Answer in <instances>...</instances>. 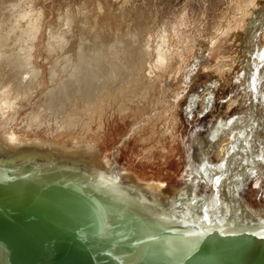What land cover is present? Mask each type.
I'll list each match as a JSON object with an SVG mask.
<instances>
[{
	"label": "rangeland",
	"instance_id": "374dc122",
	"mask_svg": "<svg viewBox=\"0 0 264 264\" xmlns=\"http://www.w3.org/2000/svg\"><path fill=\"white\" fill-rule=\"evenodd\" d=\"M7 35L4 50L19 62L9 88L21 86L10 101L24 105L0 104L3 138L83 139L135 176L168 172L208 193L215 179L245 204L264 206V0H0V36ZM25 71L35 77L27 85ZM141 82L147 99L138 102H149L141 111L103 112L88 130L53 135L57 102L82 114V103L121 102ZM100 86L116 97L103 100ZM31 113L40 130L22 123Z\"/></svg>",
	"mask_w": 264,
	"mask_h": 264
},
{
	"label": "water",
	"instance_id": "95a60500",
	"mask_svg": "<svg viewBox=\"0 0 264 264\" xmlns=\"http://www.w3.org/2000/svg\"><path fill=\"white\" fill-rule=\"evenodd\" d=\"M29 152L26 154H30ZM7 154L9 157H0V168H8L7 165H9V169L17 170L28 166H47L57 174H64L70 165L66 159L50 161L45 159L43 154L36 159L37 161L32 158L28 161L18 159L13 162L12 154L8 152ZM94 161L97 163L96 166L88 162L90 166L81 165L76 168L75 175L84 187L90 183L103 185L105 179L108 178L117 184V187L110 184L117 194L139 203L146 210L158 213L170 224L165 226L163 231H159L147 225H137L138 218L131 217L129 219V215H127L128 220L114 221V225L111 224L117 230H113L107 240H102L93 233H87L85 237L75 233L68 235L63 233L67 226L64 224V220L76 221L77 217L86 220L82 223L76 221V226L80 224L92 226L93 222L98 223L94 220L95 215H92L96 211L89 207L91 203L86 204L87 201L94 202V199H89V196L85 194H80L81 197L79 196L78 200L72 199V196L68 197L69 199L65 198L66 202L57 203L56 207L59 208V211L53 214V212H46L43 208L44 205L38 201V196L15 199L9 189L6 190L0 185V264H124L119 260L123 256V249L117 248L113 241L109 240L111 237L117 239L118 246L126 249L125 252L128 255L146 244L161 245L167 241V237H178L180 242L185 238L188 246L184 244L179 250H175L180 256L173 264H264L262 260H257L258 253L264 254V211L255 207L254 211L248 210V212L242 211L235 214L230 211L223 198L219 205H207L204 203L203 197L196 196L194 193V204L187 200H183L182 203V205L188 204L193 207V210H187L188 214L171 211L175 208L174 205L168 209L166 207H162V209L158 204L157 208L154 206L151 209L148 208L149 203L147 202L154 200L157 204V197L150 195L146 188H138L137 185L141 182H136L130 173H126L125 170L117 166H106L101 160L97 162L96 158ZM118 173H126L130 182L138 190L136 192L123 191L121 186H124L125 183L121 178L119 179ZM9 182L12 181L9 180ZM118 185H121L120 188ZM45 188H47L46 191L70 190V192L73 191V196L76 193L71 180L64 187L56 188L55 184L50 182V184L43 185L42 189ZM53 193L55 194L54 191ZM109 201L105 199L104 203L107 206L105 209L116 206ZM240 207L243 206L240 205ZM102 208L99 209L100 218L110 212L109 210L104 211ZM164 209L168 211L162 213L161 210ZM136 214L145 218L143 213L137 212ZM119 238H122L123 242ZM123 239L127 241L125 242ZM193 241L198 245L193 247ZM168 243L171 246L175 242ZM248 245L255 246L248 247ZM138 255L132 262L126 261L127 264L164 263L163 259L149 257L150 262H148L145 255Z\"/></svg>",
	"mask_w": 264,
	"mask_h": 264
},
{
	"label": "bare ground",
	"instance_id": "6f19581e",
	"mask_svg": "<svg viewBox=\"0 0 264 264\" xmlns=\"http://www.w3.org/2000/svg\"><path fill=\"white\" fill-rule=\"evenodd\" d=\"M7 37H9V35L0 36V104L3 106L4 110L9 111L10 109H12L15 111V110H17L16 107L17 106L20 107V104H23V103L17 102V99H15V98H14L15 99L14 101H16V102H13V100L10 101V99L12 98V96L18 98V94L15 92H17L16 90H18L19 87H21V86L16 87L15 86L16 84H15V85H13L14 87L10 86V88H9L10 84H9L8 78H9V71H12L11 73H16L17 67L19 66V62H17L16 58L10 57L9 54H6V52L4 50V48L6 46L9 47V41H8L9 38L7 39ZM92 56L94 57V55H92ZM93 57H91V60H96V61L99 60V58H95V57L93 58ZM100 66H98V67H100ZM160 69H162V68H160ZM96 70H97V66H96ZM99 71L100 72L102 71L101 73L106 75L105 74L106 70H99ZM100 72L98 74H100ZM115 72H113V71L110 72L108 76L115 79L116 75H117ZM103 74H102V76L104 77ZM34 78L32 77V75L27 74V72H26L23 75V77H21V80L23 81L22 83L24 85L25 84L27 85L28 83H31ZM15 80H14V83H16ZM98 80H99V78H98ZM98 80H97V82H98ZM106 80L102 81L101 86H103V85L105 86ZM142 83L143 82H141V84H137L136 89H135V87H133L134 90L127 91L129 93H127L126 95H128L130 93L132 95H128L125 98L126 101L123 99V95H121L122 96V98H120L121 102H84V104L86 103L85 105L82 103V108H83L82 114H79L75 110V107H72V108L66 107L69 104V102H57V103L54 102L56 104H54V106L51 110L52 114H53V116H52L53 122L52 123L54 124V131L52 132L53 135L64 138V137L69 136V135L72 136L73 135L72 132L75 129L79 128V130L80 129L88 130L87 128H89V126L91 124L90 122L95 120V117H98V119L104 118L103 117L104 113H108L107 117H109L110 115H113L115 112L118 114H124L130 110H140L141 111V107L145 103L149 104V102H138V101H142L143 98L145 99L147 97V91L145 89L146 85H144ZM23 84H19V85L23 86ZM101 86H100V88H101L100 94H102L101 96H102L103 100L106 101V99L110 100V99H114L116 97V95L113 94V92L109 93V92H107V88H103ZM113 86H114V84H113ZM12 91H14L15 95L11 94ZM96 95H97V93H96ZM58 98L60 99L59 96H58ZM63 103L66 104L65 107L63 106ZM91 103H93L92 106H91ZM254 104H255V102H254ZM107 110H109V112H107ZM257 117H259V116H257ZM22 123L27 126L25 128L28 130H40V128H41L40 126H37V127L33 126L35 123H40L39 122V116L36 113H31V114L25 115L24 118L22 119ZM263 127H264V124L261 122L260 129H261L262 134L264 136ZM98 128L101 129L100 125L98 126ZM44 139H41V138H38V139L26 138V139H16V140L15 139H9V153L12 154V158H11V159H13L12 161L16 162V161H18V159L23 160V161H28V160H31L32 158L34 159V161H37L36 159L39 158V157H37V155L40 156L41 154H43L46 157L45 159H48L50 161H57V160H65L66 159L68 161V164L73 163V164H75V167L78 168L81 165H83L84 167L90 166V164L88 162H91L92 165H95V164L97 165V163L94 161V158L97 159V162H98V160H101V159H99L100 156L98 155V153H96L95 149L93 148L94 146L91 145L90 143H86V141L83 139L82 140H76L75 139L74 143L70 142V141L62 143V139H60L61 142L57 143L55 145H53L54 143L52 144L49 141H47L46 139L45 140ZM261 142H262L261 146L264 147V141H261ZM45 145H48L49 147H47V146L45 147ZM28 151H30L29 152L30 154L27 155L26 153H28ZM32 151H34V152H32ZM33 153H35V154H33ZM20 156H21V158H20ZM102 163H104L106 166L109 165L108 162H104V160L102 161ZM46 167L47 166H44V167L43 166L42 167H36L35 166L34 169H39V168L44 169ZM76 168L72 169L73 174L67 175L68 178H64L61 181H59L57 179V177H60L63 174L55 173L56 174L55 175L54 172H50V173L46 172L45 175L43 177H41L37 173H30L26 177L23 174H19L18 169L15 170L13 168V170H12L9 168H6V169L4 168L2 170V172L0 173V178L2 179L0 185L3 186L4 188H6V190L9 189V192L11 193V195H13L12 197L15 199H17V198L21 199L23 197H29V196H35V195L38 196L37 199H38V201L41 202V204L44 205L43 208L46 210V212H48V213L53 212V214L56 213L57 211H59V208L56 207L57 203L62 202V201L66 202L64 200L65 198L69 199L68 197L72 196L71 197L72 199L78 200V197L80 196V194L81 195L85 194V195L89 196V199L90 198L94 199L95 200L94 202L87 201L86 204L91 203V205L89 207H91L93 211H96L95 213L92 214V215H95L94 220H96L100 225L96 222H93L94 224L92 226H86V225H82V224H80L79 226H76V223H75L76 221H78L80 223H82L83 221H86V220H82L80 217H77L76 221L64 220L63 222H64V224H67V226L64 228L63 233L68 234V235L75 233V234H79V235L82 234V236L85 237L87 235V233H93L94 235H97L100 239L107 240L110 237V234L113 232V230L114 231L117 230V228L114 229V227H112L111 224L114 225V221L117 222L119 220L120 221L128 220L126 218L127 215H129V219H131V217L138 218L137 225L138 224L140 226L147 225V226L153 227L159 231L164 230L165 226L160 225L158 222L155 223L154 221L146 218L147 217L146 215H145V218H141L140 216H137L136 209H133L134 207H130V205L128 203L129 199L125 198V196H121V195L117 194L115 192V190H112V192H110V194H105V195H107L109 197L111 196L113 199H116L114 201L108 200L110 203L116 204V206L111 207V208L108 207V209H105V208H107L106 204L104 203L106 198L103 197V195L101 194V192L99 190H96V189L90 190L91 188H88L89 187L88 185H86L84 187L82 182H80L79 179L77 178V175H75ZM46 169L48 171H50L49 168H46ZM36 172H38V170H36ZM262 175H263V173H262ZM13 178H17V179L12 180ZM69 179L71 180V182L74 186V189H76V193L74 194L75 196H73V194H72L73 191L70 192V190H68V191L67 190L66 191H64V190L46 191L47 188L42 189L43 185L45 186V184H47V183L50 184V182L55 184L56 188L57 187H64L65 184L70 181ZM9 180L12 182H9ZM9 183H10V185H9ZM34 183H37V184L35 185ZM164 183L165 182H161V183L159 182L157 185L164 184ZM90 184H92V183H90ZM225 188H226V186H224L222 189H224V191H229V190H225ZM228 189H230V188H228ZM53 191L55 192V194L54 193L52 194ZM204 191H206V190L204 189ZM38 193H39V195H37ZM213 194H217V192H215V189L213 190V192L211 191V193H209V196H211ZM227 194L224 195L225 199H228V198H232V200L236 199L235 196H233L232 194H228V195ZM196 196H199V195H196ZM201 197H203V196H201ZM50 198H51V200H50ZM136 204H138V203H136ZM238 205L243 206L241 201L238 203ZM99 206H101V207H99ZM243 207H240V210L242 209V211L248 212V210L245 209L246 207H244V208ZM100 208L104 209V211L109 210L111 213L107 212L105 215H102V217L100 218L99 217L101 215V213L99 211ZM259 210L264 211V209H259ZM110 222H112V223H110ZM111 238L109 240H112L117 248L123 249V251H122L123 256L119 260L123 261L124 264H127L126 261H129V263H130L133 260H135L139 256L138 254L145 255L148 262H150L149 258H151V259H160V258L163 259L164 258L163 264H168L169 261H172L174 259L173 254L176 252L175 250H179L180 247H183V245L186 244L185 238H183L182 241L180 242L178 240V237H172V238L167 237L166 238L167 241L161 245H158V246L153 245V244H146L145 245V246H151L153 248H157L153 251H144V248L142 247L141 249L137 248V250H133L131 252L132 254L128 255L125 252L126 249L118 246L117 239L116 238L111 239ZM119 239H121V241H122V238H119ZM123 240L125 242L127 241L126 239H123ZM168 242H170V243L175 242V243H173L170 246V244ZM192 244H194L193 247H195L197 242L193 241ZM190 246H192V245H190ZM250 247H252V246H250ZM138 249H140V250H138ZM159 251H161V252H159ZM262 257H264V254L258 253L257 260H262L264 262V259H262Z\"/></svg>",
	"mask_w": 264,
	"mask_h": 264
},
{
	"label": "flooded vegetation",
	"instance_id": "af4514ba",
	"mask_svg": "<svg viewBox=\"0 0 264 264\" xmlns=\"http://www.w3.org/2000/svg\"><path fill=\"white\" fill-rule=\"evenodd\" d=\"M0 133H1V131H0ZM7 152L9 153V134L7 136H4V138L0 134V157H2V158L9 157V154H7ZM109 165H110V163H109ZM7 167L9 168V165H7ZM46 168H44V169H42V168L34 169L33 166H28V167H24L23 169H18L19 170L18 173L19 174H23L26 177L30 173H37L41 177H43L46 172H49V173L50 172H54V174H55V171H52V170L48 171ZM73 168H76L75 164L70 163V165L67 168V170L64 171V174L62 176H60V177H57V179L59 181H61L64 178H68L67 175L73 174L72 173V169ZM3 169L4 168H0V173L2 172ZM36 170H38V172H36ZM127 171H126V173H127ZM126 173H118L119 174V179L121 178L122 182L125 183L124 186L118 185L119 188L121 186L122 187L121 189L123 191H125V192L126 191L136 192L138 190V188H142V189L146 188L148 190V192L150 193V195L156 196L157 198L156 197L155 198L158 200L157 204H156V202L154 200L152 202H147V203H149L148 204L149 205L148 208H151V209H153L154 206L157 208L158 204L161 205V208L162 207H166L167 209L174 205L175 208L171 209V211H173V212L181 211L182 213L188 214L187 212L191 211V209L193 210V207L192 206L190 207L188 204H183L182 205V203H183V200L191 201L193 203V199H194L193 198V192H194V193H196L199 196H203L202 199L204 200V203H206L207 205L208 204H212V205H217L218 204L219 205V204H221V200L224 199L226 201V203L228 204V208H230V211L234 212L235 214H239L242 211V209L240 210V206L238 205V203L240 201L242 202L243 206L246 207L245 208L246 210H250V211H254L255 210V207L246 205L244 203L245 201L243 200V198L240 197L238 193L235 194V191L231 190V189L235 188L234 186H229L230 189H228V187H226V189L229 190V191H224V189H222L224 184H220L219 183L220 181L215 180V179H213V180L210 179L208 181V183L211 184V183L214 182L213 184L216 187L215 188V192H217V194H213V195L209 196L208 191L207 190L204 191V188H202L201 185L199 186V188L196 185H194L191 188L190 187V183L191 182L189 183V181L188 182H184V184L182 182L181 183H177L176 181L172 182L171 176H170V174L168 172L165 175H162L160 178H150V179H146V180H145L144 177L142 178V176H137V175L135 176L133 173H130L134 177L136 182H141V183H138V185H137L138 188H136L134 186V184H132V182H130L129 177L126 176ZM202 173H200V174H202ZM228 177L230 178L228 180L232 181L231 175L228 176ZM206 179L207 178H203V181L201 180L199 182H201V184H202V182L205 181V183H206V181H207ZM1 181H2V179L0 178V183H1ZM158 181L159 182H165V183L157 185L159 183ZM231 181H230V184H231ZM111 183H112L113 186L117 187V184L114 181L106 178L105 181L103 182V185H99L98 183H92V184L88 185L89 186L88 188H91L90 190H92V189L99 190L104 198H106L107 200H110V201H114L116 199H113L111 196L109 197V196L105 195V194H110V192H112L113 189L110 186ZM139 191L141 192V190H139ZM227 193L228 194H232L233 196H235V198H236L235 200L236 201L234 199L232 200V198L225 199L224 195L227 194ZM128 203H129L130 207H134L133 209H136L137 212L145 214L147 216L146 218L154 221L155 223L158 222L160 225H163V226H167V225L170 224V223L168 224V222H166V220L164 218H161L158 213H155V212L150 211L148 209L146 210L139 203H138L139 204L138 205V204H136L135 201L130 200V199L128 200ZM151 204H152V206H151ZM183 206H184V208H183ZM260 209H264V206L260 207ZM161 211H162V213H166V211H168V210L164 209V210H161ZM250 246H255V245H248V247H250ZM143 248H144V250H147V251H153V250L156 249V248H153L151 246H146V247L143 246ZM173 255H174V257H173L174 259L172 261H169L168 264H173V262H175L176 259L178 258V254L176 252ZM262 259H264V257H262Z\"/></svg>",
	"mask_w": 264,
	"mask_h": 264
},
{
	"label": "snow or ice",
	"instance_id": "6c2138e0",
	"mask_svg": "<svg viewBox=\"0 0 264 264\" xmlns=\"http://www.w3.org/2000/svg\"><path fill=\"white\" fill-rule=\"evenodd\" d=\"M262 58H264V55H262Z\"/></svg>",
	"mask_w": 264,
	"mask_h": 264
}]
</instances>
